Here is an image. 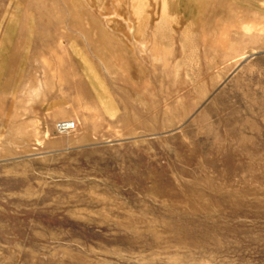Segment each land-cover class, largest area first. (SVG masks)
I'll list each match as a JSON object with an SVG mask.
<instances>
[{"label": "rangeland", "instance_id": "1", "mask_svg": "<svg viewBox=\"0 0 264 264\" xmlns=\"http://www.w3.org/2000/svg\"><path fill=\"white\" fill-rule=\"evenodd\" d=\"M0 264H264V0H0Z\"/></svg>", "mask_w": 264, "mask_h": 264}, {"label": "built area", "instance_id": "2", "mask_svg": "<svg viewBox=\"0 0 264 264\" xmlns=\"http://www.w3.org/2000/svg\"><path fill=\"white\" fill-rule=\"evenodd\" d=\"M77 129V124L73 120H61L56 124V130L61 133H70Z\"/></svg>", "mask_w": 264, "mask_h": 264}, {"label": "bare ground", "instance_id": "3", "mask_svg": "<svg viewBox=\"0 0 264 264\" xmlns=\"http://www.w3.org/2000/svg\"><path fill=\"white\" fill-rule=\"evenodd\" d=\"M189 83H191V80H187V84H189ZM76 122V121H75ZM71 133V132H70ZM49 136V133L47 132V133H45V134H43L42 135V139H38L37 141L39 142V143H42V141H44V139L45 138H47Z\"/></svg>", "mask_w": 264, "mask_h": 264}]
</instances>
